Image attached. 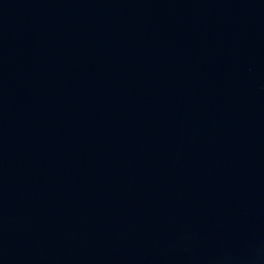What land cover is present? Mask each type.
Masks as SVG:
<instances>
[{
    "label": "water",
    "instance_id": "95a60500",
    "mask_svg": "<svg viewBox=\"0 0 264 264\" xmlns=\"http://www.w3.org/2000/svg\"><path fill=\"white\" fill-rule=\"evenodd\" d=\"M0 264H264V0H0Z\"/></svg>",
    "mask_w": 264,
    "mask_h": 264
}]
</instances>
